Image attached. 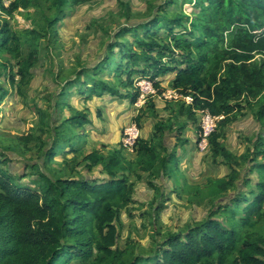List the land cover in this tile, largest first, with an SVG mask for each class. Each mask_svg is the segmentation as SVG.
I'll return each mask as SVG.
<instances>
[{"label":"trees","instance_id":"obj_1","mask_svg":"<svg viewBox=\"0 0 264 264\" xmlns=\"http://www.w3.org/2000/svg\"><path fill=\"white\" fill-rule=\"evenodd\" d=\"M56 1L63 6L66 0ZM195 4L199 12L190 38L186 32L173 28L182 25V18H177L164 22L163 28H169V32L163 37V43L159 42L149 26L160 25V16L128 23L115 36L134 33V42L142 50L120 43L121 56L131 60L134 66L143 61L153 78L176 71L172 87L195 98L194 106L184 104L180 108L189 120H196L193 107L224 116L209 143L213 161L226 165L230 172L224 177L209 178L205 185L188 186L189 194L215 198L211 213L185 230L169 231L153 255L134 256L125 261L126 249L118 246L117 220L119 212L133 203L135 195V183L129 181L127 171L152 173L159 167L160 176L175 172L178 167L172 165L175 159L178 161L177 148L188 142L182 138L184 126L176 130L178 142L170 147L165 137L168 132L172 133V122L170 119L157 121L159 135L156 139L139 138L135 161L122 154L121 146L106 153L98 148L86 151L75 146L71 137L52 129L56 137L47 156L53 160L60 153L57 150L68 149L73 156L67 165L75 168L85 164L88 172L100 168L107 176H61L53 180L40 165H28L21 171L1 156L0 264H71L74 260L88 261L93 256L91 263L100 264H264V233L257 230L258 224L264 221V149L258 150L262 146L255 143L253 148L236 155L220 140L223 127L245 100H261L255 115L258 120H264V0H196ZM32 5L33 0H15L5 6L0 0V58L9 53L17 60L21 65L17 70L21 79L27 77L39 60L41 39L47 38L49 32L57 33L54 26L66 17L60 9L61 16L49 20L47 30L12 29L5 15ZM140 30H144L143 38L138 34ZM230 31L233 38L226 44V33ZM24 45L28 46L25 56ZM176 51L184 59L180 65L173 66L177 59L168 54L175 55ZM193 53L198 54L196 60ZM110 60L111 57L100 60L99 66H94L98 67L93 75L88 71L81 75L87 77L85 84L92 83L86 90L88 96H102L105 92L123 96L117 86L129 87L122 77V67L114 71L120 84H109L97 77V69L107 67ZM13 69L12 65L10 71ZM136 71L129 69L127 77ZM10 75L15 78L14 74ZM160 82L156 81V85ZM80 92L85 96L86 92L82 89ZM7 94L2 90L0 103ZM66 121L74 128L91 124L84 110H75ZM251 164L253 167L249 168ZM31 167L40 178V189L25 180L31 176L28 174ZM255 169L259 174L255 183L258 191H252L248 197L240 186L252 182L247 175ZM218 212L222 215L217 216Z\"/></svg>","mask_w":264,"mask_h":264},{"label":"rangeland","instance_id":"obj_2","mask_svg":"<svg viewBox=\"0 0 264 264\" xmlns=\"http://www.w3.org/2000/svg\"><path fill=\"white\" fill-rule=\"evenodd\" d=\"M13 1L15 0H10L8 6ZM33 2L34 5L30 8L20 7L14 13L5 15L12 29L37 27L43 31L47 30L48 21L61 16L60 9L64 10L66 17L54 26L58 30V35L49 32L47 38L41 39L39 60L29 70L27 77L21 79V74L17 73L21 65L9 53H5L0 58V94L2 90L8 93L0 103V159L1 156L6 158L9 164L15 169L20 168L21 171L28 165H40L42 171L53 180L61 176L77 178L94 174L100 177L107 176L100 168L88 172L85 164L77 165L75 168L69 163L67 165L73 156L68 149L57 150L60 153L53 160L47 156L46 152L48 153L53 147L56 137L51 130L57 129L64 137H71L75 146L82 147L86 151L98 148L106 153L107 148L95 141L92 136L100 129L98 126H101L102 122L108 121L104 112L106 106L125 104L127 107L121 114L124 116L123 119L127 118L123 120L125 124L122 131L131 123H137L142 133L145 128L150 129L146 126L148 120L159 117L161 112H164L165 106L170 108V103H174L179 110L184 104L186 105L183 100L176 101V98H166L161 95L163 91L173 88L170 82L175 77L176 71L153 78L152 74L147 72L148 65L143 61L138 65L145 73L147 72L145 76L151 78L155 84L156 81L161 80V82L160 85H155L158 93L150 95L140 109L129 107L128 100H125V91L139 94L136 85L137 76L133 77L134 74L130 78L127 75L124 77V80L130 84V89L122 85L117 86L123 96L105 92L102 96L92 97L88 96V93L82 97L83 93L80 89L86 92L87 87L89 88L92 83L85 84L87 77L81 75L85 71L93 75L100 60L104 61L111 57L107 67L101 66L97 69V77L109 84H120L118 83L120 79L115 76V69L124 68L123 74L131 67L132 62L123 61L120 51L122 47L118 44L124 43L128 48L142 50L134 42V33L115 36L120 27L149 17L152 19L160 16L162 18L160 25H152L149 28L154 31L157 40L163 43V37L169 32V28H163L164 22L182 18V25H174L173 28L186 32L187 37L190 38V32L194 31L193 22L196 13L199 12L195 4L196 0H79L78 2L66 0L63 6L56 0H33ZM138 34L141 38L145 36L144 30L138 31ZM232 38L233 31L227 32L226 44H230ZM23 50L25 56L28 53V46L24 45ZM178 52L176 51L175 55L168 54L177 59L173 66L183 63L184 57ZM197 55V53L192 55L195 60ZM164 62L168 63L169 60L164 59ZM97 64L98 66L94 68ZM12 65L14 69L10 71ZM11 73L15 78H12ZM158 103L163 106H158ZM242 104L238 111L232 113L230 121L222 129L220 138L223 144L237 155L243 154L248 148H253L255 143H259L258 147L262 145L258 150L264 149V120H258L255 115L261 100L249 102L245 100ZM71 107L84 110L92 120L91 124L88 123L83 128H74L66 123L67 118L74 113ZM223 117L221 115L220 121ZM170 122L176 126L182 124L180 118L175 121L170 118ZM193 126L198 132L197 141H199L201 132L197 114ZM171 140L170 146L173 147L178 141L174 138ZM62 142L66 144L67 141ZM195 143V140H192L188 144V149L196 153L201 152L196 157L192 155L190 162L186 163L183 160L180 163L185 174L178 173L179 171L171 174L165 172V176L161 177L159 167L152 173L138 171L135 175L130 174L129 181L135 183L133 203L119 212L117 220L120 229L118 246L120 249H126L123 256L125 261H130L134 256L153 255L157 244L164 240L169 231L185 230L190 224L202 222L211 213L215 198H206L197 193L189 194L188 186L205 185L207 179L211 177H224L228 169L224 164L213 161L210 143L203 151L199 147L196 148ZM2 162L0 161V166L3 165ZM183 164L189 165L184 168ZM178 165L179 162L175 159L172 166L177 168ZM252 165L249 168H252ZM28 170V174L32 177L27 176L25 180L30 181L33 188L40 189L41 181L39 176L34 174L35 168L31 167ZM247 177L252 182L244 183L240 186V190L251 197L252 191H258L255 183L259 180V174L255 169ZM221 215L220 212L217 213V216ZM257 230L264 233V221L258 224ZM94 257L88 261L74 260L71 264H100L91 263Z\"/></svg>","mask_w":264,"mask_h":264},{"label":"crops","instance_id":"obj_3","mask_svg":"<svg viewBox=\"0 0 264 264\" xmlns=\"http://www.w3.org/2000/svg\"><path fill=\"white\" fill-rule=\"evenodd\" d=\"M57 35H58V30H57ZM123 61L127 62V61H129V59L126 57H123ZM131 68H134L137 70L136 72L133 73L134 74L133 77L137 76V79H138L142 76H145V74H144L145 72L142 71L143 70L142 67H140L138 64H136L135 66L132 64L131 67H129L122 74L123 79L127 75L126 72ZM147 72H149V69H147ZM156 78H158V77H156ZM173 79H174V77H173ZM173 79L171 80L170 83L173 82ZM159 81H161V80H159ZM168 86H170V85L168 84ZM126 88L130 89V87H126ZM125 92H126L125 100H128V106L132 107V108L134 107V109H140L142 106H137V103H136L137 96L135 97V93L134 92H128V91H125ZM86 93H88V92H86ZM86 95L87 94H85V96ZM136 95H138V94H136ZM85 96L82 95V97H85ZM176 101H177V99H176ZM56 103L57 102H55V105H56ZM55 105H53V106H55ZM160 105H162V104L158 103V106H160ZM169 106H170V108H167L168 106L164 107V112H161L159 117L148 120V122L146 123V126H149L150 129L147 130L145 128L144 132H142V135H144V137L147 139H156V136L159 135V133L156 130V122L157 121H159V120L166 121L167 119H170V118H171V120L175 121V119L178 120L180 118L182 121V124L176 126L172 122V124H171L172 125V133L168 132L167 136L165 137V140L167 141L169 146H170L171 141H172L171 138H174L175 140L178 141V137L176 135L177 134L176 130L178 128H180L182 125L184 126L182 138H186V139L189 138V139L185 145L178 147L179 150L176 152V155L178 157L179 165H178V168L175 172L179 171L178 173L185 174L186 172L183 170V168L180 167V163H182L183 160L186 163L190 162V160L192 159L191 158L192 155H195V157H196V155H198L201 152V151H199V152L197 151V153H196V152H193L192 150L188 149V144H190L192 142V140H195L196 148L198 147L197 146L198 132H196L194 130L193 125H195V121H190L188 119L187 115L180 112V109L177 110L178 108L175 107L176 105L174 103H170ZM126 107L127 106L125 104H117L113 107L112 106H108V107L106 106V108H104V112L108 117V121L102 122V125L98 126V127H100V129L95 134H92L93 138H95V141L101 143L103 146H105L107 148L106 151L120 147V145H121V140H122V135H123V131H122L123 129L122 128H123V125L125 124V121L123 122V120L127 118V117H125L123 119L124 116H122L121 113H123V110L126 109ZM71 109H73L74 112H75V110H78V109H75L73 107H71ZM167 110H168V112H167ZM91 122H92V120H91ZM176 127H178V128H176ZM190 138H191V140H190ZM121 151H122V154L128 160L135 161L137 159L138 155H137L136 151H131V150L122 149V148H121ZM183 165H184V168H186L189 164L186 166H185V164H183ZM224 166L227 167L226 165H224ZM227 169L228 170H227L225 175H227L230 172V169L228 167H227ZM127 174L129 176H130V174L135 175V173L128 172V171H127ZM161 177H164V176H161Z\"/></svg>","mask_w":264,"mask_h":264},{"label":"built area","instance_id":"obj_4","mask_svg":"<svg viewBox=\"0 0 264 264\" xmlns=\"http://www.w3.org/2000/svg\"><path fill=\"white\" fill-rule=\"evenodd\" d=\"M10 0H2L5 6H8V2ZM136 85L139 88V94L136 98L137 106L144 105L148 97L150 95H154L158 93V90L155 87L154 81L148 76H142L136 80ZM163 97H171L176 98L177 100H183L186 105L195 104V98L192 94L181 93L176 89L172 88L171 90L163 91L161 93ZM194 112L198 117V126L200 127V137L201 139L197 141V146L203 151L209 145V138L218 128V123L220 121L221 116L213 115L208 109H201L193 107ZM142 137V133L140 132V128L137 123H131L126 126L123 131L122 140H121V148L127 149L131 151H135L137 147V143L139 138Z\"/></svg>","mask_w":264,"mask_h":264}]
</instances>
